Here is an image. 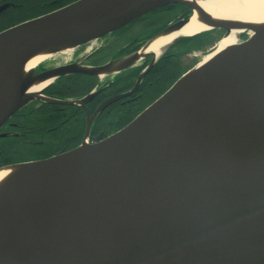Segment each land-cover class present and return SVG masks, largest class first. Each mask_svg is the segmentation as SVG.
<instances>
[{
	"label": "water",
	"instance_id": "1",
	"mask_svg": "<svg viewBox=\"0 0 264 264\" xmlns=\"http://www.w3.org/2000/svg\"><path fill=\"white\" fill-rule=\"evenodd\" d=\"M175 4L186 6L81 0L1 33L0 93L8 105L0 108V129L35 97L27 78L15 84L31 54L85 34L80 47ZM204 23L225 35L238 27L207 17ZM175 85L107 139L22 164L39 173L36 185L58 176L64 184L49 196L0 208V264H264V30L177 91Z\"/></svg>",
	"mask_w": 264,
	"mask_h": 264
},
{
	"label": "flooded vegetation",
	"instance_id": "2",
	"mask_svg": "<svg viewBox=\"0 0 264 264\" xmlns=\"http://www.w3.org/2000/svg\"><path fill=\"white\" fill-rule=\"evenodd\" d=\"M79 1L0 0V34ZM31 13L38 16L20 20V16L12 17ZM188 13L179 4L155 9L69 54L53 55L37 66L26 79L29 87L36 82H51L1 127L0 169L69 153L103 141L131 124L174 84L175 80L165 87L182 65V56L209 40L211 34L222 32L210 30L179 39L155 59L142 77L154 61L153 56H147L151 54L122 67L124 61L135 53L140 55L161 32L188 19ZM61 57L67 59L63 61ZM63 68H69L67 73L43 78Z\"/></svg>",
	"mask_w": 264,
	"mask_h": 264
},
{
	"label": "bare ground",
	"instance_id": "3",
	"mask_svg": "<svg viewBox=\"0 0 264 264\" xmlns=\"http://www.w3.org/2000/svg\"><path fill=\"white\" fill-rule=\"evenodd\" d=\"M188 6L191 15L186 25L179 30H174L165 35L155 37L146 49L141 51V56L152 54L158 58L166 47L180 38H193L207 32L210 28L204 23V17L223 25H237L230 27L227 35L223 34L215 48L197 62L191 70L185 73L177 82L173 90L177 91L188 84L200 70L212 60L223 54L229 48L237 45L241 35L251 37L264 30V0H181ZM87 39V35L81 34L72 38L50 43L31 54L18 68L15 76V84L30 76V73L40 64L60 53L69 54L77 44ZM4 64L0 58V70ZM51 80L36 82L27 89V93L37 94L44 89ZM5 96L0 93V108L7 106ZM122 130V129H121ZM39 173L31 165H13L0 169V208L19 205L25 202L37 200L49 196L58 190L63 184L61 176L40 184Z\"/></svg>",
	"mask_w": 264,
	"mask_h": 264
},
{
	"label": "rangeland",
	"instance_id": "4",
	"mask_svg": "<svg viewBox=\"0 0 264 264\" xmlns=\"http://www.w3.org/2000/svg\"><path fill=\"white\" fill-rule=\"evenodd\" d=\"M222 32L216 31L215 33L209 36V40H203V42H200L198 47L192 50L191 53L188 54L187 52H185L187 54L183 55L181 58L182 65H180V68L177 70L176 74L171 78V80L165 84V87L166 88L169 87L174 80L176 81V79L179 78L183 73H185L188 69H190L197 62H199L202 59V57L209 54L215 48V45L217 44V42L222 38L223 36ZM240 38H241L240 42H243L247 39V36H245L244 34V35H241ZM60 59L65 61L67 57L66 58L61 57Z\"/></svg>",
	"mask_w": 264,
	"mask_h": 264
},
{
	"label": "trees",
	"instance_id": "5",
	"mask_svg": "<svg viewBox=\"0 0 264 264\" xmlns=\"http://www.w3.org/2000/svg\"><path fill=\"white\" fill-rule=\"evenodd\" d=\"M190 13H188V15H189ZM18 17V16H20V18H19V20L20 19H23V18H29V17H36V16H38L37 14H34V13H31V14H19V15H13L12 17L13 18H15V17Z\"/></svg>",
	"mask_w": 264,
	"mask_h": 264
}]
</instances>
